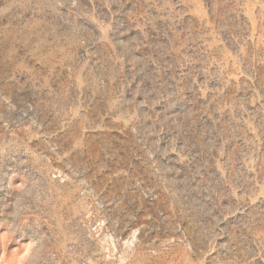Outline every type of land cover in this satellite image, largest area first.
Listing matches in <instances>:
<instances>
[{"label": "rangeland", "instance_id": "1", "mask_svg": "<svg viewBox=\"0 0 264 264\" xmlns=\"http://www.w3.org/2000/svg\"><path fill=\"white\" fill-rule=\"evenodd\" d=\"M264 264V0H0V264Z\"/></svg>", "mask_w": 264, "mask_h": 264}, {"label": "clouds", "instance_id": "2", "mask_svg": "<svg viewBox=\"0 0 264 264\" xmlns=\"http://www.w3.org/2000/svg\"><path fill=\"white\" fill-rule=\"evenodd\" d=\"M21 264H29V261H27V260L22 261Z\"/></svg>", "mask_w": 264, "mask_h": 264}]
</instances>
